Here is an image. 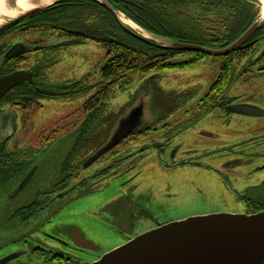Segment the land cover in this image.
Here are the masks:
<instances>
[{
	"label": "flooded vegetation",
	"instance_id": "obj_1",
	"mask_svg": "<svg viewBox=\"0 0 264 264\" xmlns=\"http://www.w3.org/2000/svg\"><path fill=\"white\" fill-rule=\"evenodd\" d=\"M39 26L33 24V22L31 23L30 20V23L24 22L0 36V78L14 72L28 71L33 73L34 80L33 84L30 81H25L24 84L14 87L0 100V145L4 148L5 143L12 138L8 127H3L4 115L7 112L13 114L16 110H36V108L43 106L41 102L43 98L73 97L79 93L87 92L85 80L63 83L60 80L53 81L51 71L55 67H48L54 58L52 56L56 53V51L53 52L55 48L59 46L61 50L66 45H70L66 48L76 47L72 46L76 38L64 36L60 33L61 36L47 41L45 39L43 41L31 40L29 37L32 34L43 32L44 29L40 30L41 27ZM263 41L264 35L250 39L245 44V50L243 48L240 52H233L230 55L219 57L208 55L202 59H199L198 56L189 57L186 60L192 64L190 65L191 69H203L202 67H204L207 70L208 76L206 79L209 83L208 89L207 87L205 89V95L199 97L195 104L193 103L194 99L196 100L199 96V90H202L200 86L198 87L202 83L195 84L194 86L197 85L196 88L188 91H176L178 95L173 94L172 91L168 94L171 98L177 95L173 101L174 103H172L175 106L174 111H184L189 104L191 105L192 109L189 108V110L184 111L186 116L182 121H178L175 127H181L179 131L183 132L189 129H197L200 136L197 140L174 142L169 132L172 127L167 123L164 128L170 130L165 133L163 141H151L146 145L120 147L139 137H141L140 140H145L147 135L157 133L159 127L152 125L154 117L150 110H147L150 115H147V111L146 115L144 112L141 125L118 146L109 149L104 148L106 142L96 149L86 150V147L78 148L76 146L74 151H70L69 160L67 159L68 163L62 169L63 178L46 191H41L33 202H29L28 205L19 208L17 211V215H20L27 226L35 228L31 229L28 235L20 236L14 240L13 243L17 245L14 246V250L4 255L0 253V264H92V261H87L89 255L86 252L95 249V242L82 238V233L86 234V232L80 230V226L76 225L78 230L75 232L73 239L68 234V241L53 234V232L45 230L44 226L47 223L45 218L52 212V208L62 204V202L73 199L81 201L86 190L90 191L86 195L93 194L101 188L102 183L107 181H120V187H126L130 184L133 188L141 186L139 183L136 184V181L139 177L145 175V170L152 162L158 171L163 169L169 174L171 172L177 173L181 168L187 167L204 170L212 175L216 173L215 175L222 180L220 185L223 188L220 187L226 190L227 194L234 197L235 200H238L237 209L225 212L255 214L264 211V176L261 177L260 175L264 174V132L250 133L249 135L236 134L233 131L225 133L226 130L239 125V123L244 124L255 118H264L231 111L233 106L243 104L256 105L264 109L262 105L264 104V97L259 96L254 88L251 89L253 82L256 81L262 82L264 85V47L262 50L255 49ZM22 43L30 47L32 51L14 57L12 60H7L6 55L12 47ZM34 53L37 54L34 56L35 58H32L31 55ZM58 53L63 55V52ZM42 57L43 64L41 60L36 62V59ZM31 59L35 60L33 65L25 66L24 63L27 64L26 62ZM147 90H144L141 96L144 93L148 94L145 99L148 100L151 97V100L152 95L149 96L150 93ZM41 91L52 92L53 96L45 95ZM141 98L143 97H139L138 103L134 106L130 105L129 108L133 109L135 106L143 105L140 102ZM91 100L93 101L92 97L86 104L87 115L82 121V126L84 123L86 125L90 115L97 112L102 104V100L98 104L93 102L91 104ZM91 105L94 107L89 109ZM172 112L170 111V113ZM126 114H123V116ZM122 119L123 117L119 119L116 127L120 125ZM85 133L88 132L85 131L84 127L78 138L84 136ZM225 168L231 169V174L235 172L233 174L236 175L234 180L230 179L228 174L222 172ZM204 190L207 191L206 198L194 197L193 200L189 199L186 203L185 195L181 199L175 200L170 209L165 211L168 215L162 214V207L154 211L150 204V198L144 200L140 198L139 194L136 196V192H131L130 199L136 200L135 204L132 203L133 210L137 213L138 211L141 212L142 218L147 220L148 228H144L134 235H125V237L118 230L122 238L121 242L128 243L140 234L161 227L164 224L180 221L193 215H204L197 211L183 214L181 210L182 207H186L193 202L197 203L193 206L200 207L217 204L220 200V198H217L219 196L218 191L214 189L218 194L213 193L214 198H212L211 190L208 187H205ZM156 198L158 200V195H156ZM140 201L148 206L150 205L152 209L147 208L146 212L143 211L142 205H138ZM109 202L111 203L112 200L110 199ZM127 202H129V198L127 201L122 199L118 205ZM114 203L110 204V213L113 208L117 210V205L115 206ZM99 208L103 210L105 206ZM172 212L173 214H171ZM135 216L139 218L138 215ZM94 217L100 220V217L96 215ZM99 257L93 259L94 262H97L96 260Z\"/></svg>",
	"mask_w": 264,
	"mask_h": 264
},
{
	"label": "rangeland",
	"instance_id": "obj_2",
	"mask_svg": "<svg viewBox=\"0 0 264 264\" xmlns=\"http://www.w3.org/2000/svg\"><path fill=\"white\" fill-rule=\"evenodd\" d=\"M252 2L256 3L255 5H257V10L260 13L261 7L259 4L254 1ZM40 30H43V32L32 34L29 38L38 41L45 39L47 41L61 36L60 31L55 28L52 30L43 26ZM66 46L61 50L58 46L53 51H56L55 55H51L52 58L54 57L53 59L57 60L55 68L51 71L52 80H60L61 83L85 80V84L89 90L73 97L57 96L43 98L41 101L43 106L36 108V110L14 111L12 138L5 143L4 150L10 151L19 147L25 151L38 152L26 161V167L18 172L17 175L6 183L0 184L1 255L14 250L17 246L13 243L14 240L20 236L28 235L30 230L35 228L27 226L26 222L22 221L20 215H17V211L19 208L28 205L29 202H33L41 191H46V189L51 188L53 184L63 178L62 169L68 163L70 151H74L78 144L79 130L84 117L87 115L86 104L90 101L91 97L96 95L97 86L104 81L101 75V68L107 62L106 49L91 40L77 44L76 47L66 48ZM263 47L264 41L255 49L262 50ZM58 52H63V55H60ZM36 54L34 53L31 57L35 58ZM188 58L189 56H181L176 61L184 64ZM39 60L43 64V57L36 59V62ZM34 61L31 59L26 62L27 64L24 63V65L31 66ZM202 68L191 69L189 65L183 70L165 69L159 72L154 71L150 74L134 75L130 80L123 81V84H117V87L112 90L107 100L109 103L108 117L111 120L102 127L101 131H98L93 136L91 140L92 145L86 148V150L96 149L107 142L119 119L123 117V114L128 113L130 105L134 106L138 103L139 97H143L140 102L145 106V115L146 111L150 110L154 117L152 125L158 126L159 129L156 131L157 133L146 134L145 140H140V137L137 139L139 140L138 142H128L120 147L146 145L151 141H163L165 133L170 130L164 128V125L167 123L172 127L169 132L174 142L197 140L200 137L197 129H189L183 132L179 131L181 127H175L178 121H182L186 116L184 111L189 110V108L192 109L191 105L189 104L184 111H174L175 106L172 103H174L173 101L177 97L178 91L194 89L197 86L194 85L198 83H202L198 85L202 90H199V96L196 100L194 99L193 103L195 104L199 97L205 95L204 92L206 87L208 89L209 82L206 79L208 76L207 70L204 67ZM253 88L258 92L259 96L264 97V85L262 82H253L251 89ZM144 90L150 93L149 96L152 95L151 100V97L148 100L145 99L148 94L144 93L141 96ZM171 91L173 94H177L173 98L168 94ZM262 105L264 106V104ZM170 111H173V114ZM147 115H150L148 111ZM230 131L241 135L264 132V118H255L244 124L239 123V125L226 130L225 133H229ZM1 148L0 145V151ZM34 167H37V171L25 189L18 196L8 199ZM230 171L231 169L229 168L222 170L223 173L229 175L230 179L234 180L236 175L233 174L235 172L231 174ZM215 174L212 175L209 172L194 167L181 168L177 173L171 172L169 174L163 171V169L158 171L152 162L148 166V169L145 170V175L139 177L137 181L135 180L136 184L139 183L141 186L133 188L130 184L126 185V187H120V181L112 182L111 180L102 183L101 188L93 194L86 195V193L90 192L86 190L81 201L74 199L66 200L62 204L52 208V212L45 218L47 223L45 222L44 229L68 240V234L73 239L75 232L78 230L76 225L80 226L79 229L84 230L87 234L82 233V238L95 242V249L86 252L89 255L87 261H92L93 263V259H96L97 256L101 258L108 251L124 244L121 242L122 238L118 230L125 237V235H134L140 230L148 228L147 220L142 218L141 212L138 211L137 213L133 210L132 203L135 204L136 200L130 199L131 192H136L134 194L136 196L139 194L140 198L144 200L150 198L153 210L155 211L162 207L161 212L163 215H168L165 211L169 210L171 204L175 200L181 199L182 196L186 195L184 197L186 203H188L189 199L193 200L194 197L199 199L206 198L207 191L204 190L205 187L211 190L212 198H214L213 193H219L217 198H220V200L217 204L209 207H200L193 206V204H197L193 202L186 207H182L183 214L195 211L209 214L237 209L238 200H235L234 197L227 194L226 190L222 189L223 187L220 185L222 180ZM260 175L261 177L264 176V174ZM156 195L159 197L158 200ZM128 198L129 202L120 206L118 205L122 199L127 201ZM110 199L112 200L111 203L109 202ZM113 202H115V206L117 205V210L113 208L110 213V204ZM138 205H142V209L145 212L147 208H151L150 205L148 206L143 201H140ZM102 206H105V209L101 210L99 208ZM94 215L100 217V220L96 219ZM135 215H138L139 218Z\"/></svg>",
	"mask_w": 264,
	"mask_h": 264
},
{
	"label": "trees",
	"instance_id": "obj_3",
	"mask_svg": "<svg viewBox=\"0 0 264 264\" xmlns=\"http://www.w3.org/2000/svg\"><path fill=\"white\" fill-rule=\"evenodd\" d=\"M108 1L116 10L150 33L213 49L237 41L260 15L252 0ZM30 20L39 27L55 28L64 36L76 38L72 46L91 40L107 51V62L101 68L104 81L97 86L96 95L91 100V104H98L101 100L102 104L97 112L90 115L86 125H81L80 135L84 127L88 133L78 139V148L91 146L93 136L110 122L107 100L117 84H123V81L130 80L134 75L165 69H186L192 65L190 62L181 64L176 61L181 56H198L199 59L206 56L198 52L162 48L135 37L98 0H64ZM30 20L27 22L30 23ZM262 35L264 23L251 39ZM56 63V59L51 60L48 67H55ZM4 149L2 147L0 152V184L17 175L26 167V161L38 152L25 151L19 147L10 151Z\"/></svg>",
	"mask_w": 264,
	"mask_h": 264
},
{
	"label": "water",
	"instance_id": "obj_4",
	"mask_svg": "<svg viewBox=\"0 0 264 264\" xmlns=\"http://www.w3.org/2000/svg\"><path fill=\"white\" fill-rule=\"evenodd\" d=\"M0 1L3 2L4 6V10L0 12V36L24 22L28 23V20L41 14L42 11L64 2V0H24L29 7L22 9L18 7L20 0ZM98 1L113 13L116 20L130 34L132 33L141 40L162 48L198 52L213 57L239 52L264 23V17L260 11L259 14L261 15L237 41L213 49L200 44L174 41L150 33L135 21L128 19L122 12L116 10L108 0ZM252 1L258 2L259 0ZM122 15L144 30L146 36L126 24ZM31 51L32 49L23 43L18 44L12 47L6 58L12 60L14 57L22 56V54ZM25 81L34 83L32 72H14L0 78V100L9 90L24 84ZM42 93L53 96V93L49 91ZM231 111L253 117H264V109L256 105L233 106ZM144 112L145 106L143 105L130 109L123 116L120 125L113 129L114 131L104 148H114L134 133L143 122ZM13 122L14 114L7 112L4 115L3 127H8L11 135ZM36 171L37 167H34L8 199L18 196L33 179ZM92 264H264V211L255 214L215 212L193 215L140 234L128 243L109 251Z\"/></svg>",
	"mask_w": 264,
	"mask_h": 264
},
{
	"label": "bare ground",
	"instance_id": "obj_5",
	"mask_svg": "<svg viewBox=\"0 0 264 264\" xmlns=\"http://www.w3.org/2000/svg\"><path fill=\"white\" fill-rule=\"evenodd\" d=\"M257 3L261 7L260 11H261V14L264 17V0H259ZM18 7L22 8V9H28L29 6L27 5V3H25L24 0H20ZM3 10H4L3 2L0 1V12L3 11ZM122 19L124 20V22L126 24H128L129 26H132L135 30H137L138 32H140V33H142V34H144L146 36L144 30L140 29L133 21L127 20L123 15H122Z\"/></svg>",
	"mask_w": 264,
	"mask_h": 264
},
{
	"label": "crops",
	"instance_id": "obj_6",
	"mask_svg": "<svg viewBox=\"0 0 264 264\" xmlns=\"http://www.w3.org/2000/svg\"><path fill=\"white\" fill-rule=\"evenodd\" d=\"M161 119H164V118H161ZM154 126V125H153Z\"/></svg>",
	"mask_w": 264,
	"mask_h": 264
}]
</instances>
